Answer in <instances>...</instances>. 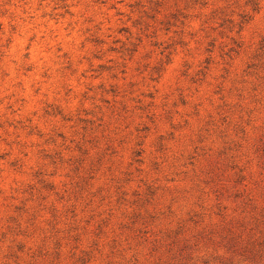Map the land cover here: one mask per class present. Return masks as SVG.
Returning a JSON list of instances; mask_svg holds the SVG:
<instances>
[{
    "label": "rangeland",
    "instance_id": "obj_1",
    "mask_svg": "<svg viewBox=\"0 0 264 264\" xmlns=\"http://www.w3.org/2000/svg\"><path fill=\"white\" fill-rule=\"evenodd\" d=\"M0 264H264V0H0Z\"/></svg>",
    "mask_w": 264,
    "mask_h": 264
}]
</instances>
